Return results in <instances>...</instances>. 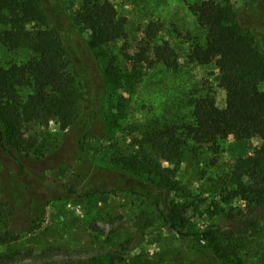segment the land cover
I'll list each match as a JSON object with an SVG mask.
<instances>
[{
	"label": "rangeland",
	"instance_id": "374dc122",
	"mask_svg": "<svg viewBox=\"0 0 264 264\" xmlns=\"http://www.w3.org/2000/svg\"><path fill=\"white\" fill-rule=\"evenodd\" d=\"M102 1L123 18L125 37L94 50L83 26L69 37L90 90H105V122L83 130L61 131L55 122L25 128L27 144L20 155L33 161L24 163L26 173L0 150V199L18 207L15 240L0 247V264H210L201 248L224 264H264V208L246 206L235 183L247 178L234 168L262 146L260 138L229 136L219 141L218 152L189 146L174 163L152 155L157 169L150 177L114 162L116 156L140 158L146 130L187 123L195 97L208 93L218 108L225 106L215 63L201 66L190 56L199 29L189 5L198 0ZM217 1L233 8L264 52V0ZM79 2L60 0L65 15L73 18ZM153 26L157 31L147 38ZM169 49L177 59L175 70L157 59ZM110 57L120 74L114 84L104 76ZM26 60L25 50L9 51L0 44L1 65ZM68 72L76 76L72 66ZM107 171L119 177L110 178L106 192L89 195L79 188ZM162 176L172 184L160 186ZM128 179L166 190L185 235L161 218L156 207L161 197H147L142 188L127 190Z\"/></svg>",
	"mask_w": 264,
	"mask_h": 264
},
{
	"label": "trees",
	"instance_id": "16d2710c",
	"mask_svg": "<svg viewBox=\"0 0 264 264\" xmlns=\"http://www.w3.org/2000/svg\"><path fill=\"white\" fill-rule=\"evenodd\" d=\"M189 11L199 29L190 45L191 59L201 66L215 63L225 90V106L218 108L208 93L195 97L190 103L187 123L146 130L140 145L141 157L116 156L114 162L134 173L156 176L152 155L174 163L189 146L193 150L207 146L218 152L221 139L258 137L262 146L251 157L237 161L234 167L237 175L247 178L246 183L241 179L235 183L242 200L251 211H258L264 208V52L230 5L198 0L189 5ZM79 25L89 32L90 50L109 48L125 37L124 20L107 1L80 0L73 18L65 15L60 0H0V44L9 51L27 52L24 62L0 64V150L18 161L23 173H26L24 163H33L20 155L27 144L23 138L25 128L55 122L61 131L83 130L105 122V90H90L83 70L77 68L78 58L70 42V34ZM154 31L155 26L149 28L147 38H152ZM157 59L166 69L178 67L171 49L162 51ZM69 66L76 76L68 72ZM104 76L112 84L120 77L115 58H109ZM101 174L91 176L79 188L89 195L104 193L112 184L110 178L119 177L111 171ZM159 179L164 188L172 184L168 176ZM127 182L131 186L125 188L131 192L142 188L147 197H161V203L156 204L161 218L175 233L185 235L176 220V209L168 206L166 190L134 179ZM26 189L29 190L28 186ZM17 208L0 199V247L15 240L12 225ZM200 250L210 264H224L219 255Z\"/></svg>",
	"mask_w": 264,
	"mask_h": 264
}]
</instances>
